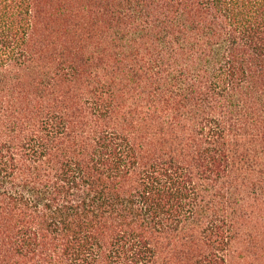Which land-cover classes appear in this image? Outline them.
Listing matches in <instances>:
<instances>
[{"label":"trees","instance_id":"obj_1","mask_svg":"<svg viewBox=\"0 0 264 264\" xmlns=\"http://www.w3.org/2000/svg\"><path fill=\"white\" fill-rule=\"evenodd\" d=\"M0 264H264V0H0Z\"/></svg>","mask_w":264,"mask_h":264}]
</instances>
